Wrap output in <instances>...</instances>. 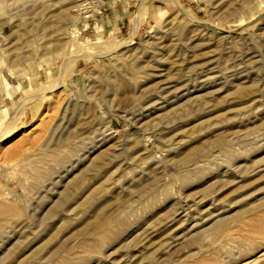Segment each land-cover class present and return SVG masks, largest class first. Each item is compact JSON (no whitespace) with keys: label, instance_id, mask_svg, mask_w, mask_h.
Here are the masks:
<instances>
[{"label":"rangeland","instance_id":"1","mask_svg":"<svg viewBox=\"0 0 264 264\" xmlns=\"http://www.w3.org/2000/svg\"><path fill=\"white\" fill-rule=\"evenodd\" d=\"M0 264H264V0H0Z\"/></svg>","mask_w":264,"mask_h":264}]
</instances>
